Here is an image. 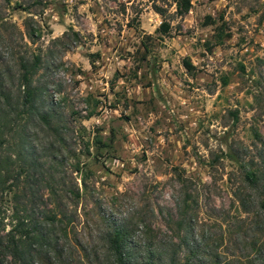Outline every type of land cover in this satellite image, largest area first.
<instances>
[{"label":"rangeland","instance_id":"1","mask_svg":"<svg viewBox=\"0 0 264 264\" xmlns=\"http://www.w3.org/2000/svg\"><path fill=\"white\" fill-rule=\"evenodd\" d=\"M34 55L49 118L27 128L39 192L49 202L55 189L80 244L100 252L101 232L121 219L137 242L162 243L186 192L200 217L239 213L237 164L264 157V0H191L183 14L173 0H0V84L15 93L18 63ZM208 227L221 233L196 230ZM72 257L58 264H85Z\"/></svg>","mask_w":264,"mask_h":264},{"label":"trees","instance_id":"2","mask_svg":"<svg viewBox=\"0 0 264 264\" xmlns=\"http://www.w3.org/2000/svg\"><path fill=\"white\" fill-rule=\"evenodd\" d=\"M173 2L177 14L187 12L191 6V0ZM153 8L162 14L160 6L153 4ZM157 29L166 33L168 22L162 19ZM223 34L219 26L213 44L219 43ZM38 61L37 55L19 61L15 93L0 84V264H58L62 259L70 263L74 249L82 252L85 264H264V157L259 162L255 156L248 158V164H237L239 179L232 196L239 213L230 214L224 208L219 214L206 212L200 217L196 200H191V205L186 192L177 203L174 227L169 224L172 231L162 243L137 242L127 221L121 219L108 221L101 232L100 252L80 244L73 235L74 214L60 204L55 189L49 188V202L39 192L36 174L40 163L27 129L33 119L49 122L40 90L31 79ZM183 63L192 67L186 60ZM18 115L22 117L20 132L11 143L5 134ZM259 153L255 155L262 158ZM228 155L238 159L233 151ZM177 175L182 182L187 179L179 171ZM70 192L78 196L77 191ZM202 223L217 224L221 233L213 238L210 227L197 232V224ZM143 226L145 234L149 225ZM223 240L226 242L220 247Z\"/></svg>","mask_w":264,"mask_h":264}]
</instances>
